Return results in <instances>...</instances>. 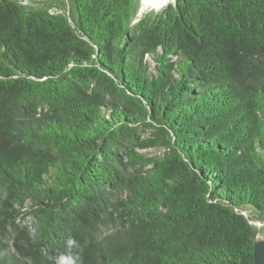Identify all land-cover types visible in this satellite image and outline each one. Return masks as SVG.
Wrapping results in <instances>:
<instances>
[{
	"label": "trees",
	"instance_id": "16d2710c",
	"mask_svg": "<svg viewBox=\"0 0 264 264\" xmlns=\"http://www.w3.org/2000/svg\"><path fill=\"white\" fill-rule=\"evenodd\" d=\"M144 1L0 0V264H254L264 0Z\"/></svg>",
	"mask_w": 264,
	"mask_h": 264
},
{
	"label": "rangeland",
	"instance_id": "374dc122",
	"mask_svg": "<svg viewBox=\"0 0 264 264\" xmlns=\"http://www.w3.org/2000/svg\"><path fill=\"white\" fill-rule=\"evenodd\" d=\"M24 1L33 7L51 6L52 7L51 12H57L58 10V12L63 13V8H61V6L59 7V5L57 7V4H54L53 0H24ZM152 1L153 3L158 4V5H162L163 3H165V0H152ZM144 2H145L144 0H140V4L142 7H144ZM146 6H153V4H147ZM150 65L152 66L153 63H150ZM146 136H148L147 133L145 134V137ZM137 152L141 154L145 153L148 156H159L164 152V148L158 147V148L146 151V152L137 150ZM241 212L248 219V222L254 229L255 238L259 239L263 237L264 236V208L261 211H256L251 208H246V210L243 209Z\"/></svg>",
	"mask_w": 264,
	"mask_h": 264
},
{
	"label": "water",
	"instance_id": "95a60500",
	"mask_svg": "<svg viewBox=\"0 0 264 264\" xmlns=\"http://www.w3.org/2000/svg\"><path fill=\"white\" fill-rule=\"evenodd\" d=\"M254 264H264V236L253 241Z\"/></svg>",
	"mask_w": 264,
	"mask_h": 264
}]
</instances>
